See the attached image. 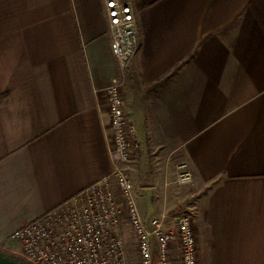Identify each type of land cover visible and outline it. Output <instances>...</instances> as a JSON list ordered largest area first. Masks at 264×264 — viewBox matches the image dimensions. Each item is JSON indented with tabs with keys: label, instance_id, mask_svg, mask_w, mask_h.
Instances as JSON below:
<instances>
[{
	"label": "crops",
	"instance_id": "0c3cea01",
	"mask_svg": "<svg viewBox=\"0 0 264 264\" xmlns=\"http://www.w3.org/2000/svg\"><path fill=\"white\" fill-rule=\"evenodd\" d=\"M122 1L138 24L123 72L105 0H0V245L111 174L120 75L144 216L186 211L187 162L198 263L264 264V0Z\"/></svg>",
	"mask_w": 264,
	"mask_h": 264
},
{
	"label": "built area",
	"instance_id": "2783aa9c",
	"mask_svg": "<svg viewBox=\"0 0 264 264\" xmlns=\"http://www.w3.org/2000/svg\"><path fill=\"white\" fill-rule=\"evenodd\" d=\"M111 49L123 72L138 47V24L129 2L105 0ZM112 128L109 176L70 200L24 223L10 238L15 253L32 264H199L194 216L163 210L146 218L133 178L125 168L140 148L138 128L123 97V80L112 77L105 88ZM182 182L192 180L187 162L179 164ZM133 258L130 256L131 249Z\"/></svg>",
	"mask_w": 264,
	"mask_h": 264
},
{
	"label": "rangeland",
	"instance_id": "374dc122",
	"mask_svg": "<svg viewBox=\"0 0 264 264\" xmlns=\"http://www.w3.org/2000/svg\"><path fill=\"white\" fill-rule=\"evenodd\" d=\"M177 182L178 184H180L181 189L184 192V210L191 212L192 214H195L196 210H197V203H195V201H193L191 199V186L193 185V181H189V182H182L180 181L179 178V171H178V175H177ZM4 246L0 245V247H2L5 251L7 252H15V253H19L21 251V247L20 244L13 240L12 238L9 237V239L7 240V243L3 244ZM7 246V247H5ZM131 257L133 258V248L131 247Z\"/></svg>",
	"mask_w": 264,
	"mask_h": 264
},
{
	"label": "water",
	"instance_id": "95a60500",
	"mask_svg": "<svg viewBox=\"0 0 264 264\" xmlns=\"http://www.w3.org/2000/svg\"><path fill=\"white\" fill-rule=\"evenodd\" d=\"M0 264H32L18 254L7 252L0 247Z\"/></svg>",
	"mask_w": 264,
	"mask_h": 264
},
{
	"label": "trees",
	"instance_id": "16d2710c",
	"mask_svg": "<svg viewBox=\"0 0 264 264\" xmlns=\"http://www.w3.org/2000/svg\"><path fill=\"white\" fill-rule=\"evenodd\" d=\"M3 95H4V94H2V95L0 96V99L3 97ZM1 248H2V247H1Z\"/></svg>",
	"mask_w": 264,
	"mask_h": 264
}]
</instances>
